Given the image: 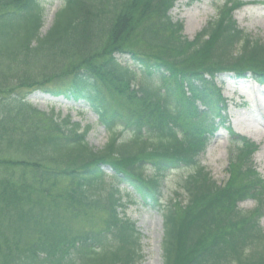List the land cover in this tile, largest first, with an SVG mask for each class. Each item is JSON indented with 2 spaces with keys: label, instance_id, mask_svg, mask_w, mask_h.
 <instances>
[{
  "label": "trees",
  "instance_id": "obj_1",
  "mask_svg": "<svg viewBox=\"0 0 264 264\" xmlns=\"http://www.w3.org/2000/svg\"><path fill=\"white\" fill-rule=\"evenodd\" d=\"M178 1L62 0L40 35L42 0H0V264H141L142 235L125 216L133 201L161 212L163 264H264L257 147L241 142L224 186L200 163L226 121L216 75L264 83V42L237 26V0L189 41L169 16ZM138 78L149 86L136 89ZM33 91L87 103L110 134L105 150L92 151L78 123L32 107ZM116 128L139 150L119 147ZM180 171L187 202L163 205ZM250 200L251 211L238 207Z\"/></svg>",
  "mask_w": 264,
  "mask_h": 264
},
{
  "label": "rangeland",
  "instance_id": "obj_2",
  "mask_svg": "<svg viewBox=\"0 0 264 264\" xmlns=\"http://www.w3.org/2000/svg\"><path fill=\"white\" fill-rule=\"evenodd\" d=\"M227 1L231 0H197L193 3H189L188 0H179L169 15L173 22L183 23V36L187 40L193 41L203 28L211 21L217 20V10ZM239 1L244 2L245 5L233 13L238 27L244 30L249 37L264 42V0ZM42 4L44 6V18L40 35H45L51 29L55 15L61 9L63 3L62 0H42ZM123 59L125 60V58ZM217 81L222 84V96L228 102V113L233 132L249 137L260 145L259 150L253 157V162L258 173L264 177V87L250 80L244 82L232 80L231 76L227 74L219 77ZM140 82L139 78L135 81V88L142 87L145 89L148 84L144 82L140 84ZM102 86L106 97H109L114 103L118 100V103L126 109L134 108V105L138 106V110L140 109L139 105L128 104L125 98L119 97V94L116 95L113 88ZM27 99L32 107L40 112H52L59 120L69 119L71 123H78L81 131L88 129L85 138L88 147L97 153L105 150L110 141V134L99 125L95 114L87 103L53 97L46 91H33ZM124 107L123 109H125ZM115 133L118 136L117 145L119 147L129 149L131 153L139 150L138 146L140 145L132 146L133 141L127 133L122 132L121 128H116ZM215 135V138L209 142L204 157L201 158V165L207 168L217 185L224 186L229 179V171H227L229 158L235 157L237 150L235 146L233 147V144H230L227 131L220 129ZM143 142L149 149L157 145L156 140L147 142L143 140ZM144 167L146 174L151 175L152 172L148 169V165L146 164ZM103 168L105 173L111 176L112 172L109 171V168ZM184 176L185 172L180 171L174 172L166 178L162 198L163 205L170 200H173L174 203L186 204L187 197L179 189ZM122 192L123 194L128 193L127 191ZM254 206V202L249 201L240 203L239 208L251 211L255 208ZM190 211L193 212V210L187 209V212ZM125 215L130 222L135 223L142 235L141 244L144 260L141 264H163L162 239L164 233L161 212L143 208L139 203L133 201V204L125 211ZM96 222L97 217L93 223ZM261 227L264 228V219H262Z\"/></svg>",
  "mask_w": 264,
  "mask_h": 264
}]
</instances>
